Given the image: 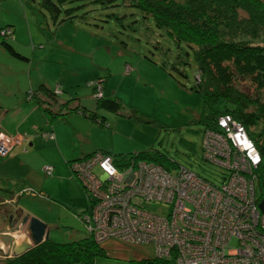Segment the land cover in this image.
Masks as SVG:
<instances>
[{
    "label": "rangeland",
    "instance_id": "374dc122",
    "mask_svg": "<svg viewBox=\"0 0 264 264\" xmlns=\"http://www.w3.org/2000/svg\"><path fill=\"white\" fill-rule=\"evenodd\" d=\"M40 1L0 0V35H7L4 27H9L12 36L7 43L29 60L14 57L0 46V100L10 94L24 95L33 83L34 87L45 84L56 92L59 88L56 94L60 102L92 96L94 103L87 108L104 115L109 128L102 132L88 126L79 130L85 131L92 142L103 145L106 152L116 156L154 149L174 165L218 183L222 170L203 158L204 128L197 123L203 112V97L193 90L198 71L192 50L185 44L178 45L165 30L157 28L152 19H144L141 11L127 6V0L116 3L104 0L106 4L66 0L57 22L41 8ZM51 1L55 3L56 0ZM68 9H73V18L63 20ZM126 65L131 66L132 73L125 72ZM100 78L105 80L106 97L117 98L122 104L119 113L96 110L91 84ZM260 129L250 128V132L258 134ZM22 135L21 143L14 147L27 143L26 134ZM42 137L43 141L54 140V137ZM134 147L138 150L130 152ZM11 150L8 155L0 156V177H9L15 172L13 164L4 162L11 156ZM50 158L53 156L49 152L39 154V164ZM61 164L64 169L51 165L42 167L43 176L36 178L33 188H28L37 195L24 193L20 196L18 210L45 223L49 228V240L54 243L85 237L92 239L80 221L89 206L87 197L71 166L67 168L64 160ZM46 166H51L50 173L45 172ZM17 171L23 173L22 169ZM61 171H70V176ZM0 199L4 200L1 193ZM150 206L153 210L167 209L166 205L155 203ZM14 216L13 209L8 215L0 204V232L9 226L7 221L4 225V219L13 217L15 220ZM21 238L16 239L14 245L20 243ZM98 244L107 256L99 258L96 264H145L143 261L154 259L152 246L116 240ZM5 259L0 253V264Z\"/></svg>",
    "mask_w": 264,
    "mask_h": 264
},
{
    "label": "built area",
    "instance_id": "2783aa9c",
    "mask_svg": "<svg viewBox=\"0 0 264 264\" xmlns=\"http://www.w3.org/2000/svg\"><path fill=\"white\" fill-rule=\"evenodd\" d=\"M23 136L0 130V156ZM202 145L204 161L222 170L218 183L173 162L165 168L134 160L118 168L103 152L70 164L89 202L80 216L87 234L97 243L152 246L166 264H264V138L253 140L224 114L203 133ZM152 203L167 209L153 210Z\"/></svg>",
    "mask_w": 264,
    "mask_h": 264
},
{
    "label": "trees",
    "instance_id": "16d2710c",
    "mask_svg": "<svg viewBox=\"0 0 264 264\" xmlns=\"http://www.w3.org/2000/svg\"><path fill=\"white\" fill-rule=\"evenodd\" d=\"M65 1L56 0L53 3L51 0H41L39 5L54 22H57ZM116 1L106 0L108 3H116ZM93 2L106 4L104 0H93ZM126 2L127 6L141 11L144 19H152L156 27L165 30L178 45L185 44L192 50L198 71L197 84L193 90L203 97V112L197 119V123L204 128L203 133L208 129H215L217 119L221 115L229 114L245 127L253 140H262L264 138V0H127ZM72 11L73 9L65 10L63 20H71ZM4 29L9 33L0 35V46L12 56L28 62L29 60L17 54L7 43L11 39L12 30L9 27ZM132 72L133 69L130 73ZM93 83H97L102 88V96L98 97L96 89L91 84L96 110L119 113L122 108L120 101L117 98L103 96L105 80L100 78ZM28 94L30 96L29 92ZM31 98L37 101L50 121H54L64 113H77L101 126L109 127L104 115L90 111L87 106L79 102V99L60 102L55 91L44 84L31 92ZM45 105L48 107L44 108ZM53 105H57V108H53ZM250 128L261 129L258 134H254L250 132ZM112 157L118 168L134 160L153 162L165 168L173 162L154 149ZM82 159L73 160L70 164ZM0 187V193L4 197V200L0 199V204L6 208L8 215L13 206L11 202L4 203L5 200H11L17 194L19 197L23 196L28 190L33 192L21 182L9 180L1 181ZM27 194L37 195V193ZM8 223H10L9 218ZM100 245L89 237L63 244L48 239L18 257L6 258L2 264H96L99 258L107 256ZM143 262L165 264L155 258Z\"/></svg>",
    "mask_w": 264,
    "mask_h": 264
},
{
    "label": "crops",
    "instance_id": "0c3cea01",
    "mask_svg": "<svg viewBox=\"0 0 264 264\" xmlns=\"http://www.w3.org/2000/svg\"><path fill=\"white\" fill-rule=\"evenodd\" d=\"M33 84L30 85L28 90L29 92L36 90L40 85H42L39 84L37 87H34ZM28 91H26L24 95L15 96L10 94L5 100H0V115L3 114V117L0 118V129L6 134L12 136L24 133L28 138L27 143H22V146L20 147H14L11 150V156L6 158L4 161L5 164L11 163L15 166L13 169V171H15L14 174H11L9 177L1 176L0 181L9 180L13 182H21L25 187L33 188L35 186L36 178L43 176L42 167L45 165H51L53 167L64 169V165L61 164L62 160L65 161L68 168L69 162L85 158L92 153L104 152L110 154L104 150L105 148L103 145L92 142L87 134L84 133L85 131L82 132L79 130L80 127L86 128L88 126L91 130L102 132L106 131L109 127L103 128L104 126L90 121L86 117L77 113H64L65 115L62 114L60 119L58 117L54 121H50L43 109L37 104V101L34 98H29L30 96L27 94ZM103 96L106 97L104 92ZM77 99H79L81 104L85 107L87 106L88 108H90L94 103L92 96H84V98ZM53 108H57V105H53ZM58 119L61 120V123H58ZM66 126L70 130H68ZM45 133L52 134L54 136V140L46 141L45 139V141H43L41 137L44 136ZM62 146L64 148H62ZM136 147L129 151H137L138 148ZM45 152L52 154L53 158L47 159L43 163L39 164L41 161L38 159V155ZM0 168H2L1 163ZM18 169H22L20 172L23 173L18 174ZM61 172H65V176H70V171ZM70 181H73V179L70 178ZM39 194L44 195L42 190L39 191ZM14 197L15 201L12 199L8 202L12 203V208L16 215L18 211L19 194ZM22 213L26 214L24 211ZM8 225H10V223ZM6 230L7 229L2 230L0 234L3 235L2 233L7 232ZM21 239L25 240V235H23Z\"/></svg>",
    "mask_w": 264,
    "mask_h": 264
},
{
    "label": "water",
    "instance_id": "95a60500",
    "mask_svg": "<svg viewBox=\"0 0 264 264\" xmlns=\"http://www.w3.org/2000/svg\"><path fill=\"white\" fill-rule=\"evenodd\" d=\"M22 212V210L17 211L16 223L19 221L20 226L24 229L23 233L26 239L14 245L13 249L10 250L12 244L11 238L1 235L0 250L4 258L10 255L18 257L49 239L48 226L37 218L29 214H23Z\"/></svg>",
    "mask_w": 264,
    "mask_h": 264
},
{
    "label": "flooded vegetation",
    "instance_id": "af4514ba",
    "mask_svg": "<svg viewBox=\"0 0 264 264\" xmlns=\"http://www.w3.org/2000/svg\"><path fill=\"white\" fill-rule=\"evenodd\" d=\"M14 217L16 218L17 215H15ZM16 219L14 220L13 217L9 218L10 225L9 226H5V229H7L6 230L7 232H3L2 233L3 235H6V236L11 238L12 244H11L10 250L13 249L16 239L20 238V236L23 237V235H24V233H23L24 230L20 226L19 221L16 223ZM6 221L8 222L7 219H4V225H5ZM15 223H16V225L14 226ZM2 224H3V222H2ZM0 253H1V250H0ZM10 257H14V256L10 255L9 257H6V258H10Z\"/></svg>",
    "mask_w": 264,
    "mask_h": 264
}]
</instances>
